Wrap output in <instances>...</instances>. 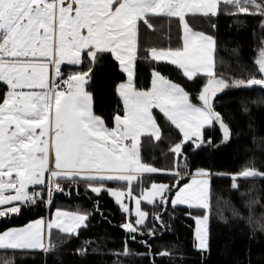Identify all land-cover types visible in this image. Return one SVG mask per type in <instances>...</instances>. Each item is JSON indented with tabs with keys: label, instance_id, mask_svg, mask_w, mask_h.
Instances as JSON below:
<instances>
[{
	"label": "snow or ice",
	"instance_id": "1",
	"mask_svg": "<svg viewBox=\"0 0 264 264\" xmlns=\"http://www.w3.org/2000/svg\"><path fill=\"white\" fill-rule=\"evenodd\" d=\"M222 3L236 10L232 14L264 15V0H0V219L19 216L38 203L51 205L55 193L65 192L62 181L83 182L97 195L108 191L129 215L124 200L134 201L136 219L123 225L129 233L140 232L148 220L143 202L159 205L162 211L169 203L204 210L203 216L193 219L196 247L207 251L209 173L200 171V179L180 185L184 175L180 165L187 167L184 144L191 143L194 149L211 146L203 137L205 126L218 123L222 139H230V129L212 107L216 92L230 85L214 78L209 53L215 41L194 32L186 17L216 16ZM153 17L177 21L181 47H142L141 26L154 29ZM105 54L114 58L125 76L117 87L122 109L112 115V126L94 112L92 94L86 89ZM142 60L152 65L151 87L146 90L137 86ZM256 63L264 74V51ZM159 64L175 66L189 81L207 76L208 84L197 97L200 104L163 75ZM64 65L79 70L62 80ZM253 85L264 87V77L235 82L237 87ZM155 110L182 134L181 142L169 149L172 169H158L141 156L143 137L162 140ZM156 173L172 175L175 183H151L137 195L134 185L145 174ZM239 175L264 173L246 169ZM106 182L123 187L108 189ZM88 215L58 210L47 223L41 219L2 231L0 250L48 251L52 229L78 236L79 229L87 227ZM154 219L163 226L161 214ZM128 253L125 246L124 254Z\"/></svg>",
	"mask_w": 264,
	"mask_h": 264
},
{
	"label": "trees",
	"instance_id": "2",
	"mask_svg": "<svg viewBox=\"0 0 264 264\" xmlns=\"http://www.w3.org/2000/svg\"><path fill=\"white\" fill-rule=\"evenodd\" d=\"M216 16H188L187 21L195 32L211 36L215 40V74L230 84L229 89L215 99L214 109L230 129V139L224 141L218 123L206 128L204 139L211 141L194 149L191 143L184 147L187 167L181 163L184 173L180 185L189 182L198 171L238 174L246 169L264 173V87L259 85L235 86L234 82L250 78H262L255 57L264 44V15L232 14L236 10L221 4ZM154 29L141 26L142 47H181V29L174 18L153 17ZM87 90L92 94L94 112L107 118L122 109L117 87L125 76L110 54L97 66ZM162 74L183 86L193 102L204 86L206 76L189 81L173 65L159 64ZM79 68L87 69V65ZM63 79L73 66H64ZM137 86L151 87L152 65L140 61ZM161 127L162 140L143 137L141 156L145 163L158 169L173 168L170 147L181 142V134L171 126L162 113L155 110ZM175 177L170 174H148L134 185L139 195L151 183L172 185ZM231 178L213 177L210 187L209 249H197L194 216H203L204 210L143 202L141 208L149 213L147 222L138 233H129L123 225L136 216L124 212L108 191L99 195L90 191L83 182L62 181L64 193H55L52 203H38L26 208L21 215L0 219V232L23 227L32 221L45 218L55 210L70 213H88L87 227L78 236H67L59 230L51 231L48 251L0 250V264H264V178L237 179L233 187ZM108 189L123 187L116 182H106ZM45 199L47 196L45 195ZM162 215L163 226L154 217ZM149 229L153 234H149ZM135 236V240L131 237ZM48 244V243H47ZM125 246L129 249L124 254ZM169 255H161L164 252Z\"/></svg>",
	"mask_w": 264,
	"mask_h": 264
},
{
	"label": "rangeland",
	"instance_id": "3",
	"mask_svg": "<svg viewBox=\"0 0 264 264\" xmlns=\"http://www.w3.org/2000/svg\"><path fill=\"white\" fill-rule=\"evenodd\" d=\"M220 12V11H219ZM219 12H218V14H219ZM217 14V15H218ZM186 19H187V17H186ZM195 32V31H194ZM206 35V34H205ZM211 37V36H210ZM214 40V39H213ZM215 41V40H214ZM215 51H216V45H215V43H214V46H213V49H212V51L209 53V55L212 57V71L214 72V78L215 79H222V80H224V81H226L227 82V80H225L224 78H222V77H219V76H217L216 74H215ZM262 51H264V44L262 45V47L261 48H259L258 49V52H257V54H256V57H255V63L257 62V60L260 58V53L262 52ZM256 65L258 66V64L256 63ZM259 67V66H258ZM262 74V73H261ZM200 75H202V74H200ZM200 75H198V76H200ZM263 75V77H264V74H262ZM202 76H204V75H202ZM206 78H207V80H206V82H205V84H204V86L202 87V89H201V91L199 92V94L202 92V90H203V88L205 87V86H207V84H208V77L206 76ZM230 85V84H229ZM234 85H235V82H234ZM86 88H87V85H86ZM229 89V86L228 87H225V88H223L222 90H218L217 92H216V94H215V96L212 98V107H213V109H214V103H215V99L219 96V95H221V94H223V93H225L227 90ZM199 96V95H198ZM190 98H191V96H190ZM192 99V98H191ZM193 101V100H192ZM195 103V102H194ZM197 105H199L200 104V101L198 100V103H196ZM214 111H215V109H214ZM213 126V124H211V125H208V126H205L203 129H202V133H203V137H204V132H205V129L206 128H209V127H212ZM181 134V133H180ZM181 136H182V134H181ZM187 144H184V146H183V151H184V147L186 146ZM248 170H254V169H248ZM201 171H203V170H201ZM255 171H257V172H259V173H262V172H260V171H258V170H255ZM198 172H200V171H198ZM197 172V173H198ZM206 172H208V171H206ZM243 172V171H242ZM197 173L196 174H194L193 176H192V178H191V180L192 179H200V177L197 175ZM209 173V172H208ZM241 173V172H240ZM240 173H238V174H228V173H214V174H210L209 173V177H208V180H209V184H208V195H209V203H210V187H211V179L213 178V177H220V178H231V179H233L234 177L236 178L235 180H237V179H253V178H264V176H255V177H247V178H245V177H241L239 174ZM156 174H161V173H156ZM145 175H148V174H145ZM191 180L189 181V182H187V183H190L191 182ZM234 180V179H233ZM187 183H185V184H187ZM184 185V184H183ZM37 187H39V186H37ZM31 190V189H30ZM114 200H115V202L117 203V201H116V199L113 197V196H111ZM124 203L129 207V209L134 213V215H135V204H134V201H131V200H128V199H125L124 200ZM118 204V203H117ZM119 206H120V204H118ZM177 206H181V207H187L186 205H177ZM121 207V206H120ZM210 207H211V204H210ZM122 209V208H121ZM123 210V209H122ZM58 210H55L52 214H51V216H47L46 218H41V219H43L44 221H45V223H47V222H49V221H51V220H54L55 219V214H56V212H57ZM59 211H62V212H68V211H63V210H59ZM68 213H70V212H68ZM127 213V212H126ZM71 214H75V213H71ZM209 217H210V210H209ZM41 219H38V220H41ZM38 220H36V221H38ZM35 221H32V222H30V223H34ZM29 223V224H30ZM28 225V224H27ZM26 225V226H27ZM26 226H23V227H26ZM23 227H18V228H11V229H19V228H23ZM83 228V227H82ZM196 228H197V224H196ZM196 228H195V231H196ZM207 228H208V232H207V240H208V249H209V220H208V222H207ZM81 229V228H80ZM79 229V230H80ZM8 230H10V229H8ZM53 230V229H52ZM57 230V229H56ZM196 237V236H195ZM197 241V240H196ZM46 242V244L48 243V241L46 240L45 241ZM208 249H207V251H208ZM41 249H39V248H37V249H33V250H27V251H40Z\"/></svg>",
	"mask_w": 264,
	"mask_h": 264
},
{
	"label": "crops",
	"instance_id": "4",
	"mask_svg": "<svg viewBox=\"0 0 264 264\" xmlns=\"http://www.w3.org/2000/svg\"><path fill=\"white\" fill-rule=\"evenodd\" d=\"M64 66H67V65H64ZM64 66H62V68H63ZM61 79L64 80V79H63V76L61 77ZM65 79H67V78H65ZM86 89H87V88H86ZM93 110H94V107H93ZM45 218H46V217H45Z\"/></svg>",
	"mask_w": 264,
	"mask_h": 264
},
{
	"label": "built area",
	"instance_id": "5",
	"mask_svg": "<svg viewBox=\"0 0 264 264\" xmlns=\"http://www.w3.org/2000/svg\"><path fill=\"white\" fill-rule=\"evenodd\" d=\"M61 87H62V88H66L67 86H66V85H64V84H61Z\"/></svg>",
	"mask_w": 264,
	"mask_h": 264
}]
</instances>
